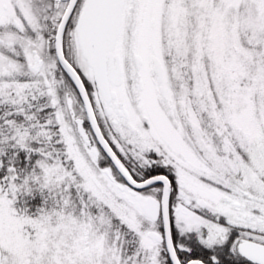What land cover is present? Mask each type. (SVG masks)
I'll return each mask as SVG.
<instances>
[{
	"label": "snow or ice",
	"instance_id": "obj_1",
	"mask_svg": "<svg viewBox=\"0 0 264 264\" xmlns=\"http://www.w3.org/2000/svg\"><path fill=\"white\" fill-rule=\"evenodd\" d=\"M0 264H264V0H0Z\"/></svg>",
	"mask_w": 264,
	"mask_h": 264
}]
</instances>
